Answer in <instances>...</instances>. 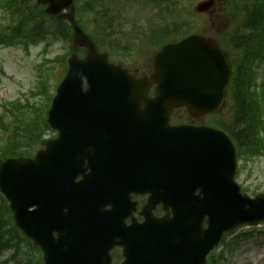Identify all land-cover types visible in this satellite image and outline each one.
<instances>
[{
	"label": "rangeland",
	"instance_id": "374dc122",
	"mask_svg": "<svg viewBox=\"0 0 264 264\" xmlns=\"http://www.w3.org/2000/svg\"><path fill=\"white\" fill-rule=\"evenodd\" d=\"M200 1L193 3L191 8H188L191 13L194 12L195 5ZM124 8L125 4L122 2L117 6V9L123 10ZM218 16H221V11L219 4H215L209 12L194 17V22L198 26L206 28V32L217 33L222 30V18ZM129 29H131L130 24L127 23L125 30L128 31ZM132 49L135 51V48ZM38 53L39 48H30L28 53L20 47L0 50V93H2L0 105L16 99L23 100L35 88L40 72L43 77L46 78L47 76L48 89L51 90L53 80L57 76L55 74L58 65L43 63V58ZM64 53L65 43H58L51 48L47 58L52 60ZM149 59L150 56L147 54L131 53L130 57L124 62L127 67L145 70L149 67ZM262 80L264 81V73ZM240 167L241 172L239 173L238 182L246 188L251 187L252 191L257 190V193H262L260 191L264 189L262 188L264 156L254 162L246 163V165L241 163ZM226 264H264V233L244 240L239 247L236 246L231 251Z\"/></svg>",
	"mask_w": 264,
	"mask_h": 264
},
{
	"label": "trees",
	"instance_id": "16d2710c",
	"mask_svg": "<svg viewBox=\"0 0 264 264\" xmlns=\"http://www.w3.org/2000/svg\"><path fill=\"white\" fill-rule=\"evenodd\" d=\"M261 6L264 9V5ZM245 14L248 22L247 29L251 32L250 40L246 41L243 50L239 51L241 56L239 61L234 64L233 79L228 94L235 106L232 116L239 124L238 126L242 127L241 133L246 140L243 142V139H240L242 141L240 146L245 151L253 153L258 151L261 145L259 135L264 130V109L257 90L253 87L252 82H247V79L253 77L254 60L261 56L264 50L263 41L260 42L258 37L264 30V11L261 15L258 8L253 7L251 11L247 9ZM254 15L257 17L255 18Z\"/></svg>",
	"mask_w": 264,
	"mask_h": 264
},
{
	"label": "water",
	"instance_id": "95a60500",
	"mask_svg": "<svg viewBox=\"0 0 264 264\" xmlns=\"http://www.w3.org/2000/svg\"><path fill=\"white\" fill-rule=\"evenodd\" d=\"M41 1H48V0H41ZM53 2L54 0H49ZM51 11L53 8H50ZM78 41H82L80 37L77 36ZM191 44H182L180 46L170 47L171 52H182V51H189L192 49ZM169 49V48H167ZM169 50V51H170ZM168 51V50H167ZM168 51V52H169ZM166 55L165 52H162L158 57L157 60H161ZM96 58H90L89 61L93 62ZM182 61L187 62L191 61L189 65L183 64L180 65L177 70L179 71L177 74L172 75L173 84H177L180 87H198L200 91H204L207 93V98H211L215 101H217V95L216 91L218 87L216 86L211 88L208 86L209 81V75H212V73L221 74V69L219 67V59L215 53V51L208 46L207 44L204 46V49L202 51H194L192 53V58H181ZM159 69H162V65L158 64ZM98 67L89 66L84 67L83 69H96ZM208 72V74H207ZM226 78L220 77L215 80V83L221 88L225 83ZM215 88V89H214Z\"/></svg>",
	"mask_w": 264,
	"mask_h": 264
}]
</instances>
